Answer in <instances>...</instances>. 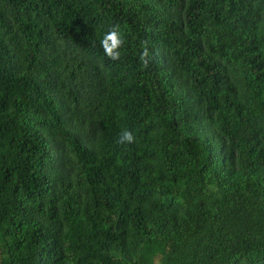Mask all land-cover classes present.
<instances>
[{
    "label": "trees",
    "instance_id": "trees-1",
    "mask_svg": "<svg viewBox=\"0 0 264 264\" xmlns=\"http://www.w3.org/2000/svg\"><path fill=\"white\" fill-rule=\"evenodd\" d=\"M156 261L264 264V0H0V264Z\"/></svg>",
    "mask_w": 264,
    "mask_h": 264
},
{
    "label": "clouds",
    "instance_id": "clouds-1",
    "mask_svg": "<svg viewBox=\"0 0 264 264\" xmlns=\"http://www.w3.org/2000/svg\"><path fill=\"white\" fill-rule=\"evenodd\" d=\"M123 44L124 39L121 35L120 26L118 24L111 27L101 40L105 55L113 61L121 58L120 49ZM139 59L142 62L143 67L147 68L151 59V54L146 44L143 46ZM118 142L121 144H131L135 142V137L131 131L125 130L120 134Z\"/></svg>",
    "mask_w": 264,
    "mask_h": 264
},
{
    "label": "rangeland",
    "instance_id": "rangeland-1",
    "mask_svg": "<svg viewBox=\"0 0 264 264\" xmlns=\"http://www.w3.org/2000/svg\"><path fill=\"white\" fill-rule=\"evenodd\" d=\"M156 263L159 264L158 261H156Z\"/></svg>",
    "mask_w": 264,
    "mask_h": 264
}]
</instances>
